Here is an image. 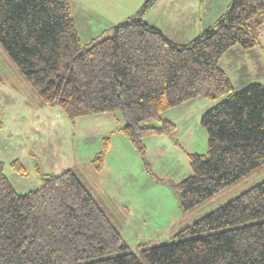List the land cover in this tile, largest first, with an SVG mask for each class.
I'll return each instance as SVG.
<instances>
[{
  "label": "trees",
  "instance_id": "obj_1",
  "mask_svg": "<svg viewBox=\"0 0 264 264\" xmlns=\"http://www.w3.org/2000/svg\"><path fill=\"white\" fill-rule=\"evenodd\" d=\"M155 1L83 44L67 0H0V46L41 105L72 120L120 112L119 130L143 160L145 137L175 130L164 111L223 97L200 117L206 153L186 151L191 173L173 184L187 212L264 163V82L236 89L219 64L229 48L259 44L264 0H230L186 43L145 20ZM109 145L103 137L93 172ZM9 166L26 174L19 160ZM3 167L0 160V264H264V179L179 229L175 241L139 244L137 254L71 169L44 174L39 187L19 193Z\"/></svg>",
  "mask_w": 264,
  "mask_h": 264
},
{
  "label": "rangeland",
  "instance_id": "obj_2",
  "mask_svg": "<svg viewBox=\"0 0 264 264\" xmlns=\"http://www.w3.org/2000/svg\"><path fill=\"white\" fill-rule=\"evenodd\" d=\"M67 1L71 5L79 37L84 40L85 37L94 33L90 29L85 30L83 26V24H87L91 9L97 7L100 11V14L95 16L96 20L111 17L116 21L134 14L144 0ZM221 5H223L222 0H156L146 12L145 18L151 25L161 29L171 40L177 43H186L208 25L205 24V20L207 21L209 16L213 17L211 24L213 23L220 11L222 12ZM225 10L226 8L223 11ZM188 11H192V13L194 11L193 17ZM107 35H110V30L103 34V36ZM259 42L260 44L248 49H241L235 45L225 53V57L230 55L233 59L243 57L245 60V63H242L243 66L240 67L238 66L242 59L238 63L234 62L233 66L238 67L237 72H230L228 69H226L228 74L225 72L236 89H240L250 82H264V24L260 28ZM238 48L242 50V55H237ZM0 75L2 78L0 81V121L3 123V126L0 127V160L4 163V174L13 188L20 193L26 192L39 187L40 177L44 174H58L65 169H71L89 189L101 190L110 198L120 201L117 193L115 194L109 189L107 183L109 184L111 179L117 176L116 184H122L120 179L124 177V173L121 170L128 171L127 168H130L135 171L136 162H130V166H134L133 168L126 167L123 165L122 157L111 156L107 159L106 152L103 164L108 160L113 168L106 169L100 181L95 176L98 182L91 177L93 170L90 162L101 149L103 137L111 138V131L114 130L120 132L121 122L108 121L110 115L98 117L93 116L94 114H84L72 120L56 106L41 105L20 69L1 46ZM222 99L223 97L214 100L194 97L198 112L193 111V104L189 110L186 109L185 113H182L183 121L180 122L175 106L162 113L164 118L174 124L177 123V128L174 130L175 136L182 137L185 121L197 134L196 146L194 143L189 144L192 142L189 138L182 142L187 152L190 148L197 150V147L201 149L206 146L207 149L206 133L200 124V117L206 107L214 105ZM199 113L201 115L198 117ZM99 118H103L105 121L102 122L103 120ZM98 139L100 140L99 148ZM143 143L145 145V138ZM129 145L131 149L133 147L131 142ZM133 149L135 148L133 147ZM135 152H137L136 149ZM177 152L179 151H176L174 155L171 151H163L161 158L163 161H159L157 165L152 164L153 159L157 158L154 153L148 162L140 160L142 164L144 163L143 166L146 165L143 168L144 171L152 170L153 173H148L146 179L144 176L138 179L141 183L136 185V189L142 191L138 196L142 204L134 206V210L125 224L121 221L125 214L121 213L120 208L121 219L119 212L111 211L114 215L108 212L116 225H122L123 238L130 246V250L137 254L140 250L139 244L153 246L175 241L177 238L174 237V234L179 229L192 224L203 215L264 179L263 163L237 181L238 183L229 185L184 212L180 207L178 193L173 186L175 182L167 180V178L156 177L169 173L166 174L169 176L162 177L173 178L177 181V177L181 176L182 180L191 173L187 155L183 154L181 159H178ZM203 153H206V150ZM137 154L139 155L138 152ZM139 157L143 160L140 155ZM174 159L175 161H173ZM13 160L21 162L26 170L25 175L18 174L9 166L10 161ZM37 170L40 174H37ZM137 172L141 174L139 170ZM141 261L143 264H147L142 258Z\"/></svg>",
  "mask_w": 264,
  "mask_h": 264
},
{
  "label": "crops",
  "instance_id": "obj_3",
  "mask_svg": "<svg viewBox=\"0 0 264 264\" xmlns=\"http://www.w3.org/2000/svg\"><path fill=\"white\" fill-rule=\"evenodd\" d=\"M229 2H230V0H228V1L222 0L223 5H221L222 6V12L220 11L221 14L224 12L223 10L225 8H227ZM70 8H71V5H70ZM188 12L191 13L192 17H193L194 11H193V13H192V11H188ZM220 13L218 14V16L220 15ZM71 14H72V10H71ZM99 14H100V11L97 9V7L95 9H91V12L89 14V18L87 20V24H83V26H84L85 30L90 29L94 33L89 37H85L86 39H84V40H82L79 37L83 44H89V43L93 42L94 40H96L100 36H103V34H105L107 31H109L111 29L112 25L123 20V19H119V20L114 21V20H112L111 17H107L105 19L100 18V20H96L95 16L99 15ZM72 17H73V15H72ZM194 19H195V16H194ZM212 19H213V17L209 16L208 20L207 21L205 20V22H206L205 24L210 25ZM73 20L75 23L74 18H73ZM145 20L148 21V19H146V18H145ZM208 25H206V27ZM75 26H76V23H75ZM76 30H77V28H76ZM77 33H78V31H77ZM78 36H79V33H78ZM181 43H185V42H181ZM259 44H260V42H259ZM233 47L229 48L226 52H229L230 49H232ZM239 49L240 48H238L237 55H242L243 52L241 49H243V48H241L240 50ZM225 53L223 54V56L219 60V64H220L221 68L226 73H227L226 69H228V71H230V72H237L238 67L243 66L242 63H245L244 58L243 57H241V58L237 57V58L233 59L230 55L225 57ZM259 58H260V60L262 59L261 54H260ZM240 59H242V61ZM239 60H240V62H239ZM234 62H236V63L239 62V66L234 67L233 66ZM193 99L182 102V103L175 106V111L178 112L179 122L183 121V119L181 118L182 113L183 112L185 113L186 109L189 110L193 104H194L193 111L198 112L197 108H196L195 100H193ZM211 106L212 105H210L206 108H209ZM206 108L203 110V112L206 110ZM201 113H199L198 117L201 115ZM106 115H110V117L108 118V121L117 120L121 123L123 122V118H122L120 112L119 113L118 112L106 113V114L105 113H100V114L97 113V114H94L93 116L100 117V116H106ZM99 119H102L103 120V121L101 120L102 122L105 121L103 118H99ZM176 124L177 123H175V130L177 128ZM2 126H3V123H2ZM182 130L184 131L182 133V137L181 136H175V131H173L171 137L167 136V135H159V134L158 135H156V134L150 135V136L145 137L146 154H145L144 160H142L139 157V155L137 154V152H135V149H133V147L130 149V145H129L130 142L121 132L116 131V130L111 131L110 145H109V148L107 150V156H108L107 159H109V157H111V156H120V157H122L123 165L126 167H131V168H133L134 166L133 167L130 166L131 165L130 162H132V161L136 162L135 171L133 169H130V168H127L128 171H126L125 169L121 170L122 173H124V177H122L120 179L122 184H116L115 181L118 179L117 176H114L111 179V182L109 184L106 182L109 189H111L115 194L117 193V195L121 199L120 201L116 200L115 198H110L101 190H98V189L95 190L93 188L89 189V187H88V189L91 191L95 200L107 212V214L112 219H113V217L108 212H110V213L119 212V208H120L121 213L125 214V216L123 217V220H121L123 222V224H125L127 222V219L129 218V216L131 215V212H133L134 206H136L138 204H142V201H140L138 199V196L140 195V193L142 191L139 189H136V185H139L141 183L138 179H140L141 176H144V179H146L148 176V173L152 174L153 172H152V170L149 172L147 169H146V171H144L143 168H144V166L146 167V165L143 166L144 163L142 164L140 162V160L143 162L144 161L148 162V159L151 160L150 157L154 153L157 156V158L153 159L154 161L152 162V164L157 165L159 161H163L161 159L163 156V151H171L174 153V155H175L176 151H179V152H177L178 153V159H181L183 154H185L187 151L186 148L183 146L182 142L187 140L188 138H189V140L192 141L189 144L194 143L196 146L197 134H195V132L190 128L189 123H187L185 121ZM100 137H99V139H100ZM99 139H98V148H99V144H100ZM175 142H177V143L179 142L178 143L179 145H176ZM175 149H177V150H175ZM204 150H206V146H204V148H201V149H199V147H197V150H194L191 148L188 149V151L191 153H199V154H203ZM137 155H138V157H137ZM185 156H186V154H185ZM146 158H147V160H146ZM173 161H175V159ZM168 163H170V162H168ZM170 165H171V163H170ZM109 168H113V166H111L107 160V162L103 164V166L101 167V169L98 172H92L93 175L91 177H93L95 179V181L98 182L96 180V177L100 181V179L103 177L102 176L103 172L106 169L109 170ZM138 170L141 172V174L137 172ZM166 174H169V173H164V175H162V176H169ZM162 176H160V177L156 176V177L161 178V179L167 178V180H171L175 183L181 180L180 179L181 176L177 177V179H176L177 181H175V179H173V178L170 179L168 177H162ZM178 179H180V180H178ZM140 210H141V208H140ZM114 213H112V214L114 215ZM121 213L120 212L118 213L120 215V219L122 218ZM118 227L121 230L122 225H120ZM121 232H122V230H121Z\"/></svg>",
  "mask_w": 264,
  "mask_h": 264
}]
</instances>
